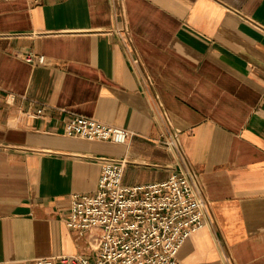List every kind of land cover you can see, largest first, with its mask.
Listing matches in <instances>:
<instances>
[{
    "label": "crops",
    "instance_id": "crops-1",
    "mask_svg": "<svg viewBox=\"0 0 264 264\" xmlns=\"http://www.w3.org/2000/svg\"><path fill=\"white\" fill-rule=\"evenodd\" d=\"M74 116L134 134L68 136ZM101 156L128 158L125 185L198 175L211 219L181 264H264V0H0V264L94 256L64 218Z\"/></svg>",
    "mask_w": 264,
    "mask_h": 264
},
{
    "label": "built area",
    "instance_id": "built-area-1",
    "mask_svg": "<svg viewBox=\"0 0 264 264\" xmlns=\"http://www.w3.org/2000/svg\"><path fill=\"white\" fill-rule=\"evenodd\" d=\"M38 1V0H33ZM33 64L45 57L25 54ZM14 99V95L9 97ZM46 107L33 115L40 117ZM169 112H158L168 126L160 144L182 165L185 153L180 132L171 127ZM65 134L89 140L127 142L133 132L93 117H70ZM102 172L93 193H74L64 221L77 234L88 236L93 257L82 253L37 258L36 264H181L178 252L194 232L211 219L198 175L188 167L149 184L125 185L127 157H98ZM186 163V162H185Z\"/></svg>",
    "mask_w": 264,
    "mask_h": 264
}]
</instances>
